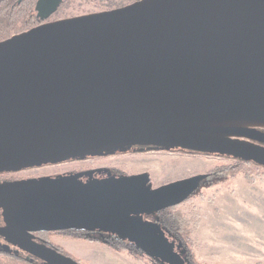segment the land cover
Segmentation results:
<instances>
[{
	"label": "water",
	"instance_id": "1",
	"mask_svg": "<svg viewBox=\"0 0 264 264\" xmlns=\"http://www.w3.org/2000/svg\"><path fill=\"white\" fill-rule=\"evenodd\" d=\"M63 2L38 0L36 11L44 20ZM257 127H264V0H137L0 41V172L135 146L264 167ZM204 178L157 188L148 173L15 182L0 186L10 225L1 232L46 264L80 263L29 232H106L162 263L184 264L149 219L187 200Z\"/></svg>",
	"mask_w": 264,
	"mask_h": 264
},
{
	"label": "rangeland",
	"instance_id": "2",
	"mask_svg": "<svg viewBox=\"0 0 264 264\" xmlns=\"http://www.w3.org/2000/svg\"><path fill=\"white\" fill-rule=\"evenodd\" d=\"M104 3V0H66L60 14L77 17L106 10ZM92 162L91 167H109L123 175L148 173L153 188L218 171L215 181L204 182L188 201L174 207L184 219L189 237L187 244L178 243L188 251L194 264H264V168L253 164L238 167L235 158L219 155L134 147ZM75 164L49 165L17 175L52 173ZM232 167L233 173L229 172L230 177L226 178L224 171ZM51 238L82 264L159 262L148 255L142 259L129 257L93 236ZM0 264L15 261L0 258Z\"/></svg>",
	"mask_w": 264,
	"mask_h": 264
},
{
	"label": "flooded vegetation",
	"instance_id": "3",
	"mask_svg": "<svg viewBox=\"0 0 264 264\" xmlns=\"http://www.w3.org/2000/svg\"><path fill=\"white\" fill-rule=\"evenodd\" d=\"M24 1H26V0H22L21 2H19V0H18V3L21 4ZM65 1L66 0H64V2L61 4V6L58 8V10L56 12H54L48 18L43 20V19H41L38 12L36 11V4H37L38 0H33L32 3L30 4V6H28L30 9V12H29V16L26 19L27 25H29V27L27 28V31L34 28V27L40 26L42 24L75 17V16H72V17L62 16L60 14V10L63 7ZM106 10H111V9H106ZM106 10H100L97 12H102V11H106ZM92 13H96V12H92ZM24 32H26V31H24ZM14 35H16V34H13L12 36H14ZM257 129L260 132L264 133V127H257ZM246 140H248V139H246ZM249 141L259 144V142H256V141H252V140H249ZM262 145L264 146V144H262ZM105 155L106 154L89 155V156H83V157L68 159V160H65L63 162H58V163H48V164H44L41 166L23 168L21 170L1 171L0 172V186L5 187V186H8L12 183L19 182V181L30 180V179H35V178H45V177H51V176L56 177L59 175H72V174L77 175L78 174V175H81V182H83V183H86L89 180L104 179V178L123 175V174H121V172H117L113 168L94 167V166L91 167L92 166L91 164H93L92 161L94 159H97V158L105 156ZM72 162H76L77 164H75L71 168H68V169L62 170V171H56V172L44 173V174H35V175H17L18 173L26 171V170L38 169V168H42V167L49 166V165H57V164H63V163L65 164V163H72ZM202 175H204L205 178L198 183L197 189L199 188V186L201 184H204V182H212V181L216 180L215 179L216 176L214 175L213 172L202 174ZM191 177H193V176H191ZM187 178H189V177H187ZM183 179H186V178H183ZM217 179H218V177H217ZM180 180H182V179H180ZM197 189L195 190V192L197 191ZM195 192L184 202L188 201L195 194ZM184 202H182V203H184ZM182 203H180V204H182ZM180 204H178V205H180ZM176 206L177 205L172 206V207H176ZM172 207H169V208H172ZM8 209H9V205H7V203L0 205V258H2L4 260H8V261H14L16 259V257H19V258L20 257L22 258V256L28 257V255H30V253L28 252L27 248L20 245L12 237L4 235L1 232L10 226L7 223V221L5 219V215H4L5 211ZM167 209L168 208H165V209L158 211L157 212L158 218L155 217V219H149V220H152L153 222L155 221L157 224L160 225V227L162 228V230L164 231L166 236L174 243V251L181 256V258L184 260V264H194L193 261H191V259H190V255H189L188 251L185 248H181V246L179 245L178 242H180V241L178 240V236L174 232L167 229L162 224V221H164L165 219L161 214L164 211H166ZM29 235H30L31 239L34 240L35 242H37L39 244H44V245L56 250L57 252H59L63 255L71 257L72 259H74L75 261H77L80 264H82V263L79 259L72 256L70 254V252L67 251V249H65L63 246L54 242V240L51 238L52 235L54 237H58L62 240H64L63 239L64 237H68V236H74V237L75 236L79 237L82 235L84 237H86V236L92 237L93 236V237H97V239H99L100 241H103L105 244H108V245H109L110 241H116L115 239H119L118 236L112 235V234H109L106 232H98L96 230L79 229V228L64 229V230H52V231H32V232H29ZM124 243L126 244L127 242L124 241ZM155 259H157V258H155ZM38 261L40 263H44L43 261H41L39 259H38ZM157 264H166V263H162L159 261V262H157Z\"/></svg>",
	"mask_w": 264,
	"mask_h": 264
},
{
	"label": "trees",
	"instance_id": "4",
	"mask_svg": "<svg viewBox=\"0 0 264 264\" xmlns=\"http://www.w3.org/2000/svg\"><path fill=\"white\" fill-rule=\"evenodd\" d=\"M33 0H26L21 4L18 3V0H0V41L6 40L10 38L13 34H21L24 31H27L29 25H27L26 19L29 16L30 9L28 6L32 3ZM106 3L105 9H114L118 7H122L124 5L133 3L137 0H104ZM134 148H148L145 146H135ZM190 152V151H189ZM193 153H203V154H211L207 152H196ZM214 155V154H212ZM228 157V156H224ZM232 158V157H228ZM238 161V167L241 164H253L259 167L264 168L254 162H249L241 159H236ZM234 170V168H229L224 171V176L227 178L230 177V170ZM237 170V169H236ZM214 175L218 174V171H213ZM233 173V172H231ZM164 217V221L162 224L169 229L170 231L174 232L178 236V240L183 244H187L189 241V237L187 234V230L185 228L184 219L181 215L176 211V208H168L161 214ZM116 241H110L109 245L115 248L117 251L121 252L122 254H126L129 257H135V259H142V257L147 256V254L136 248L134 245L129 243H124L122 239H115ZM108 243V242H107ZM149 256V255H148ZM15 264H46L40 263L37 258L32 256L31 254L28 257L22 256L16 257L14 260Z\"/></svg>",
	"mask_w": 264,
	"mask_h": 264
}]
</instances>
